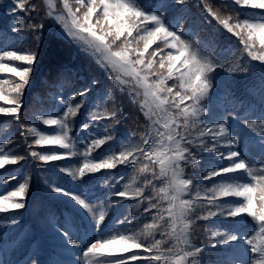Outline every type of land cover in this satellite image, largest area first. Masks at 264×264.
I'll list each match as a JSON object with an SVG mask.
<instances>
[{
    "label": "snow or ice",
    "instance_id": "6c2138e0",
    "mask_svg": "<svg viewBox=\"0 0 264 264\" xmlns=\"http://www.w3.org/2000/svg\"><path fill=\"white\" fill-rule=\"evenodd\" d=\"M189 4L197 18L188 14ZM170 7L179 9L171 19ZM21 10L43 15L39 23L21 18L11 29L33 33L30 46H0V74L15 78L0 79V102L6 105L0 116L5 125L15 122L21 137L19 143L0 140V170L24 162L46 171L43 186L63 196L69 208L68 217L53 226L66 250H75L67 264H202L204 245L197 244L194 226L214 217L239 222L211 232L214 246L237 244L233 264H264V75L250 89L254 102L226 88L218 97L219 113L211 103L217 70L232 76L264 69V0H161L151 8L139 0H42L40 7L14 0L9 6L10 14ZM45 20L112 84L97 94L79 129L76 118L99 81L77 87L67 66L58 74L51 107L21 120ZM209 28L208 39L193 38ZM217 37L229 45L222 47ZM117 92L126 93L145 120L120 140L117 126L127 117L101 103L114 101ZM237 124L247 130L243 138L233 132ZM113 141L116 148L102 151ZM120 166L131 172L112 175ZM104 170L109 174L97 182ZM31 179V171L0 175L6 225L19 223L15 213L26 207ZM98 187L108 189L107 209ZM124 201L129 205L112 217L111 208ZM29 260L39 264L31 257L23 264Z\"/></svg>",
    "mask_w": 264,
    "mask_h": 264
},
{
    "label": "trees",
    "instance_id": "16d2710c",
    "mask_svg": "<svg viewBox=\"0 0 264 264\" xmlns=\"http://www.w3.org/2000/svg\"><path fill=\"white\" fill-rule=\"evenodd\" d=\"M139 2L151 8L160 3L161 0H139ZM12 3H14V0H0V46L9 42L14 45L20 42L22 46L28 47L30 46L34 34L29 32L26 28H22L19 32H12L11 29L14 26L18 27L16 21L21 18L25 20V24L28 23L29 18L39 23V16H42L43 13H25L21 10L13 15L9 13V6ZM30 3L40 7L42 5V0H30ZM185 8L191 17L197 18L196 9L191 4L186 5ZM178 11L179 9L170 7L166 15L171 19L178 14ZM252 14L255 13L253 12ZM211 34L212 30L209 28L207 32L200 30L198 35L193 38L202 40L208 39ZM217 40L222 47H227L230 43V41L224 37H217ZM10 50H15V48ZM13 63L19 64L20 62ZM66 66L74 70L75 76L72 77V79L75 80L77 87L89 83L93 79L99 81V86L94 88L92 93L86 98V105L81 110V114L76 118V129H79L80 124L85 122L87 112L94 103L97 94H105L107 89L112 88V84L106 79L105 73L93 62V60L81 54L73 44L63 38L59 34L55 23L50 20H45L43 41L39 48V60L32 73L30 85L27 87L24 94V106L20 113L21 120L30 118L31 113L40 108L51 107L50 96L57 91L55 85L58 80V74ZM262 75H264V69L259 67L256 68L254 72L247 75L229 76L226 75L223 70H217L215 74V88L212 92L211 101L213 111L215 113L220 112L221 106L218 97L226 88H230L238 99L244 100L246 103L254 102L249 92L254 86L257 88L259 87ZM0 79L15 78L12 77L11 74H0ZM69 94L70 92L65 93V95ZM101 103L109 110L115 105L122 109L124 116L127 117L123 123L117 126L118 140L122 139L123 134L130 132L134 126L143 125L145 123L142 113L139 111L138 107L130 101L126 93L121 94L117 92L115 93L114 101H108L106 105L103 104V101H101ZM0 106L6 105L0 102ZM4 120L5 118L0 116V140H4L7 137L19 143L21 137L19 135L18 125L15 122H9L5 125ZM106 123L112 124L113 122L106 121ZM41 127L46 126L41 125ZM235 128L240 129L244 135L247 131L239 124H237ZM93 131H95V129H93ZM81 135H86V132H82ZM243 137L244 136L241 138ZM117 143L118 141L109 142L102 151L116 148ZM34 150L43 149L34 146ZM17 151L23 154L22 146L17 148ZM29 171H31L32 179L26 199V207L22 210H17L15 213L19 223L8 226L5 223L6 215L0 214V233L4 234L7 239H13L19 236V243L21 246L31 242L34 246L43 250V242L37 229V226H40L47 239L50 258L54 259L56 262H60L56 257H65L68 255H66L67 252L65 250H61L65 245L61 244L56 232L53 230V226L54 222L63 217L64 214L68 216L69 208L65 198L49 192L43 186L41 178L46 174L44 169L35 168L21 162L20 165L7 166V171L0 170V175H7L8 172H19L20 175L23 176ZM130 172L131 169L125 168L124 166H120L116 170H111V174L115 176H126ZM48 174H50V170H48ZM108 174V170H104L101 174H96L95 180L100 182ZM204 174H206V170ZM208 186L210 187L211 185L209 184ZM121 189L122 185H117L116 190ZM8 190H11V185H8ZM107 193V188L98 187L96 189V194L104 198L106 209L110 203L106 198ZM93 202L96 203L98 201ZM129 203L128 201H124L121 205L113 206L110 210V215L112 217L118 216ZM238 226V221H233L231 218L225 219L220 217L210 218L207 221H200L194 226V236L197 244L204 245L203 252L200 255L202 264H233V260L238 251L237 244L235 242H230L227 245L214 246L217 238L212 237L211 232L224 231ZM157 238L160 237L157 236Z\"/></svg>",
    "mask_w": 264,
    "mask_h": 264
},
{
    "label": "rangeland",
    "instance_id": "374dc122",
    "mask_svg": "<svg viewBox=\"0 0 264 264\" xmlns=\"http://www.w3.org/2000/svg\"><path fill=\"white\" fill-rule=\"evenodd\" d=\"M250 151L253 153V154H255V150H254V148L252 147V148H250ZM5 262H8V264H13V263H10L9 261H5Z\"/></svg>",
    "mask_w": 264,
    "mask_h": 264
}]
</instances>
